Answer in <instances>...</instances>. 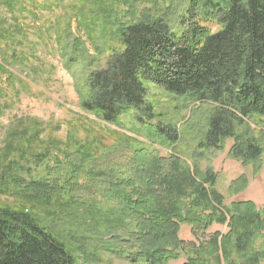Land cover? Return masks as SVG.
I'll return each instance as SVG.
<instances>
[{
    "label": "trees",
    "instance_id": "16d2710c",
    "mask_svg": "<svg viewBox=\"0 0 264 264\" xmlns=\"http://www.w3.org/2000/svg\"><path fill=\"white\" fill-rule=\"evenodd\" d=\"M29 1L39 7L37 0ZM42 1L49 6V0ZM15 2L0 0L10 12ZM76 10L78 35L67 30L57 41L81 110L118 129L128 127L149 146L172 153L162 157L144 147L135 149L126 163L81 172L77 167L61 185L12 178L18 199L49 205L68 196L82 207L85 196L89 205L99 197L115 203L103 214L110 217L111 230L91 237L83 231L91 259L264 264V209L250 201L226 207L213 187L215 172L200 173L196 164L230 140L227 157L250 166L255 175L263 166L264 0H85ZM8 69L0 47V73ZM195 105L196 110L207 105L209 113L202 125L198 117L194 125L187 124L190 119L184 122L196 139L190 167L179 157L180 127L168 121L166 109L192 114ZM120 135L125 145L135 141ZM232 185L243 189L245 177ZM46 221L30 209L1 205L0 264H80L79 259H89L84 249L83 256L75 255L64 235ZM214 224L226 226L227 233H208ZM184 226L193 240L181 239Z\"/></svg>",
    "mask_w": 264,
    "mask_h": 264
},
{
    "label": "rangeland",
    "instance_id": "374dc122",
    "mask_svg": "<svg viewBox=\"0 0 264 264\" xmlns=\"http://www.w3.org/2000/svg\"><path fill=\"white\" fill-rule=\"evenodd\" d=\"M37 1L39 7L35 8L29 0H16L13 12L0 4V34L7 36L0 38V47L10 64L5 74L0 73V206L30 209L38 218L47 220L48 225L64 235L75 255L83 256L81 250L87 251L89 259H79L80 264H128L107 256L91 259L83 237V231L91 237L98 230H111L110 217L103 214L109 207L115 208V203L106 204L99 197L97 204L89 205L90 201L81 195L82 207L72 204L68 196L49 205H28L18 199L11 187L15 178L24 182L49 180L61 185L77 167L81 172L83 168L99 170L113 163H126L135 149L143 147L162 157L172 153L168 148L149 146L144 137L128 127L118 129L81 110L73 78L65 70L58 53L57 35L61 40L67 30L78 35L73 15L85 0H63L61 3L49 0L48 7L43 6L47 2ZM29 23L32 25L28 31L26 24ZM209 26L213 31L217 29L211 24ZM82 38L86 41L84 36ZM89 45L87 42L86 47ZM164 104L167 105L166 102ZM195 107L197 105L193 107L192 114L190 111L166 109L168 121L178 123L177 128L180 127L179 157L185 159L190 167L193 165L189 155L196 146V139L195 135L185 130L187 125L184 122L190 119L187 124L194 125L198 117L202 125L209 113L207 105L199 106L198 110ZM120 134L134 139V143L123 144L126 139H122ZM231 144L232 141L227 140L225 148L213 151L209 160H196L199 171L204 173L210 169L215 172L217 179L213 187L222 196L226 207L233 202L250 201L263 210L264 163L255 175L250 166H243L226 156ZM242 176L246 179L243 189L232 185ZM79 177L82 182L83 175ZM80 221L86 228L81 226ZM214 232L225 234L227 228L214 224L208 233ZM109 237H104V240ZM180 237L186 241L193 240L186 226L181 229ZM183 262L184 259H181L170 264Z\"/></svg>",
    "mask_w": 264,
    "mask_h": 264
}]
</instances>
